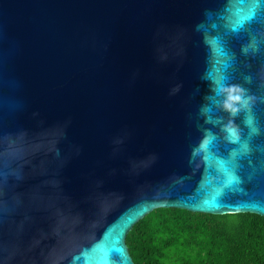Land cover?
I'll use <instances>...</instances> for the list:
<instances>
[{"label":"water","instance_id":"95a60500","mask_svg":"<svg viewBox=\"0 0 264 264\" xmlns=\"http://www.w3.org/2000/svg\"><path fill=\"white\" fill-rule=\"evenodd\" d=\"M157 207L264 216V0H0V264H135Z\"/></svg>","mask_w":264,"mask_h":264},{"label":"trees","instance_id":"16d2710c","mask_svg":"<svg viewBox=\"0 0 264 264\" xmlns=\"http://www.w3.org/2000/svg\"><path fill=\"white\" fill-rule=\"evenodd\" d=\"M125 241L135 264H264V216L157 207Z\"/></svg>","mask_w":264,"mask_h":264},{"label":"snow or ice","instance_id":"6c2138e0","mask_svg":"<svg viewBox=\"0 0 264 264\" xmlns=\"http://www.w3.org/2000/svg\"><path fill=\"white\" fill-rule=\"evenodd\" d=\"M251 15H252L251 12L246 13L242 7H237L235 11L233 12L232 17L229 18L228 23H229V27L231 31H240L243 28L245 22L251 18ZM213 27H216V26L214 25ZM215 43L217 44L216 52L218 56L220 57L226 56L227 53L225 52V49L222 46L221 42L219 40H216ZM222 63H223L222 60L217 61V65H220ZM216 71L220 73L219 75L213 77L216 88L218 90V94L223 98L222 102L224 103L225 107L231 110L233 113H235L233 109L237 110L238 102L241 100L240 95L235 94V93H238L239 90L237 89L235 90V93L234 91L230 93L228 90L232 88L230 84L226 82L227 77L221 72V69L219 67H217ZM223 91H227L226 96L221 94ZM230 95L234 97V99L231 102L229 101ZM229 103H231L230 108L227 107ZM227 133H228V138L231 141V143L235 144L240 141V137L238 136L237 131L234 128L229 127L227 129ZM211 143H212V138L206 139L204 143L201 145V147L209 151V146ZM215 163L228 176V179L230 182L234 177L231 175L232 170L228 168L226 161L223 159L217 158L215 160Z\"/></svg>","mask_w":264,"mask_h":264},{"label":"clouds","instance_id":"9594fccd","mask_svg":"<svg viewBox=\"0 0 264 264\" xmlns=\"http://www.w3.org/2000/svg\"><path fill=\"white\" fill-rule=\"evenodd\" d=\"M230 93L232 92V91H234L233 89H229L228 90ZM234 99V97H232L231 95L229 96V101L231 102L232 100ZM245 103H246V101H245ZM227 107H231V103H229L228 105H227ZM233 111H236L235 109H233Z\"/></svg>","mask_w":264,"mask_h":264}]
</instances>
